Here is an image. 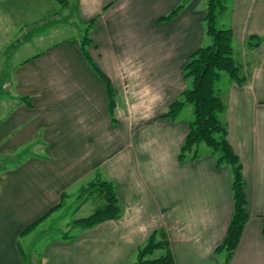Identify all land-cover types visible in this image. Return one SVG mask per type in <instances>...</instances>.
I'll use <instances>...</instances> for the list:
<instances>
[{
    "label": "crops",
    "instance_id": "0c3cea01",
    "mask_svg": "<svg viewBox=\"0 0 264 264\" xmlns=\"http://www.w3.org/2000/svg\"><path fill=\"white\" fill-rule=\"evenodd\" d=\"M203 1L78 0L80 20L95 18L88 52L111 82L115 122L106 87L84 60L77 35L13 68L11 94L0 99V264H131L161 228L174 264H225L214 250L232 217L230 168H216L211 151L179 163L190 120L180 119L182 111L175 120L164 116L187 88L183 71L191 54L211 44ZM0 2V52L20 33L40 43V31L27 33L28 27L62 19L54 0ZM179 5L170 22L155 23ZM226 7L220 29L232 31L245 83L227 76L219 88L220 74L216 89L226 104L227 140L242 166L248 213L229 264H264V0H227ZM252 37L255 47L247 45ZM97 177L114 184L122 216L68 240H43L28 262L23 244L29 251L70 192ZM62 194L63 206L20 237Z\"/></svg>",
    "mask_w": 264,
    "mask_h": 264
},
{
    "label": "trees",
    "instance_id": "16d2710c",
    "mask_svg": "<svg viewBox=\"0 0 264 264\" xmlns=\"http://www.w3.org/2000/svg\"><path fill=\"white\" fill-rule=\"evenodd\" d=\"M55 1L61 6L68 5L67 0ZM226 1H206L203 21L205 33L210 38L211 44L200 47L191 54L183 71L187 88L177 100L169 105L164 116L170 120H175L185 106L188 105L192 108V119L188 123V131L177 156L179 163L197 160L200 157L199 146L204 144L215 156L216 168H220L223 165L230 168L232 176V217L223 240L214 250L216 254L224 256L225 264H229L240 241L244 226L248 221V213L246 211L242 166L227 140V126L221 119L226 110V104L216 89V83L221 73H225L238 86H242L245 83L240 67L233 58L232 31L230 29H218L215 25L217 15L226 10ZM181 8L182 5L177 6L167 15L156 20L155 23L170 22L176 17ZM94 22L95 18L87 21L86 29L79 41L80 51L92 72L100 78L106 87L108 113L112 122H115L113 114L116 103L111 82L100 71L88 52V48L92 45L89 30ZM14 43L17 44L20 41L16 40ZM247 45L249 47L257 46L258 39L252 37L247 42ZM16 47L10 44L6 49L7 54H10ZM21 102L27 107H31V103L27 98H21ZM64 196L62 194V199L56 207L24 229L20 237H25L32 233L42 222L58 211L63 206ZM92 196H97L99 205L93 209L89 216L73 221L71 224L73 229L86 230L102 222L117 220L121 217L122 206L112 182L97 177L85 187L80 188L78 200H87L89 199L88 197ZM262 235L264 237V223L262 225ZM71 238L72 236L68 234L61 236L63 240ZM158 251L161 252L160 256L153 258ZM131 264H174L172 251L164 229H156L150 234L143 246L138 248L135 261Z\"/></svg>",
    "mask_w": 264,
    "mask_h": 264
},
{
    "label": "rangeland",
    "instance_id": "374dc122",
    "mask_svg": "<svg viewBox=\"0 0 264 264\" xmlns=\"http://www.w3.org/2000/svg\"><path fill=\"white\" fill-rule=\"evenodd\" d=\"M55 1V0H54ZM68 5L67 6H61L59 5L60 14L59 16L62 18L60 22L53 23L51 19L48 20H40L36 22L35 27L29 26L26 30L27 33H36L34 29L37 28V35L41 36L40 43L34 42L33 40H29L30 36L24 35L21 38L20 35L14 40H12L10 43L6 44L4 46L7 47L10 44L14 45L16 48L13 49V51L10 52V54H7L6 50H3L0 52V99L5 97L6 95H10V86L12 85L13 81V68L22 60H25L27 57L31 56L34 52H38L41 50V48H45L47 46H50L52 44H56L59 40H64L66 38H72L74 36L79 37V41L81 39V36L83 35L84 30L86 29L87 22H82L76 14L77 12V6H78V0H67ZM206 1H203V4L206 5ZM56 2V1H55ZM57 3V2H56ZM227 3V1H226ZM0 5L2 3L0 2ZM227 8V7H226ZM217 15L216 18V28L220 29V22H219V16ZM56 21V20H55ZM55 30V31H54ZM14 32L16 34V30L14 29ZM19 40L20 43L15 44L14 41ZM27 40L26 44H23ZM224 77L223 81L218 84V87L220 88L224 81L227 79V75L225 73H221ZM188 107V108H186ZM183 108L182 113L180 115V119H186L191 120L192 119V108H189L191 106H186ZM199 153H203L206 151H211L206 145L201 144L199 146ZM83 187L86 186V182ZM81 187H79L80 189ZM78 188L72 190L70 192L71 197L66 200L65 207L60 213H57L53 221L49 220L44 224V230L42 232L41 236H38L35 241L30 244V250L26 249V245L23 244L24 249V256L26 260L28 261V258L31 260L34 254H36L39 250L37 245H40L43 240L53 239V238H59L63 234H68L69 236H75L78 234L79 229H73L71 224L76 219L84 218L89 216L93 209L99 205L97 196L88 197L89 199L79 201L77 199L78 194ZM81 206V208H80ZM77 207V208H76ZM123 213V208H122ZM122 216V215H121ZM110 221V220H109ZM37 248V249H36ZM28 251V252H27ZM137 253V252H136ZM161 252L158 251L154 254L153 258H156L160 256ZM37 255V254H36ZM136 256V255H135ZM135 261V258L132 262ZM29 262V261H28Z\"/></svg>",
    "mask_w": 264,
    "mask_h": 264
}]
</instances>
